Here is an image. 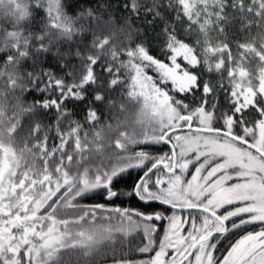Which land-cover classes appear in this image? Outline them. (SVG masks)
Here are the masks:
<instances>
[{"label":"snow or ice","instance_id":"1","mask_svg":"<svg viewBox=\"0 0 264 264\" xmlns=\"http://www.w3.org/2000/svg\"><path fill=\"white\" fill-rule=\"evenodd\" d=\"M0 264H264V0H0Z\"/></svg>","mask_w":264,"mask_h":264},{"label":"trees","instance_id":"2","mask_svg":"<svg viewBox=\"0 0 264 264\" xmlns=\"http://www.w3.org/2000/svg\"><path fill=\"white\" fill-rule=\"evenodd\" d=\"M94 201L93 200H86V201H81V203H93ZM117 203L119 204V201H117ZM133 205H135V201H132L131 202ZM122 206H125V207H127V206H129V202H128V200H125V203H124V205H122Z\"/></svg>","mask_w":264,"mask_h":264}]
</instances>
